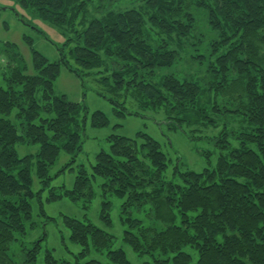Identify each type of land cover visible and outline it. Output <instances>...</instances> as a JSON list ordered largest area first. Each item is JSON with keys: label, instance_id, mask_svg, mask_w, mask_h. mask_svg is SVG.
Returning a JSON list of instances; mask_svg holds the SVG:
<instances>
[{"label": "trees", "instance_id": "obj_1", "mask_svg": "<svg viewBox=\"0 0 264 264\" xmlns=\"http://www.w3.org/2000/svg\"><path fill=\"white\" fill-rule=\"evenodd\" d=\"M136 1L142 9L107 10L76 30L79 18L88 15L90 0H20L42 19L68 26L72 35L66 44L69 53L60 62L33 50L34 76L17 66L13 47L0 51L9 62L0 73V264H15L8 256L10 246L33 224L31 159L19 158L17 144L40 145L37 169L46 186L52 180L48 168L61 150L75 157L83 149L88 109L56 94L60 63L77 75L99 76L123 100H112L121 106L115 110L118 116H124V105L132 98L143 110H163L177 129L218 128L226 117L241 130L223 127L212 169L198 173L176 167L172 180L165 179L169 160L158 141L144 133L133 139L111 136L110 150L96 155L91 173L81 169L72 190L56 194L52 189L47 202L67 196L91 203L101 178L102 196L126 198L125 208L151 203L157 222L165 225L156 229L129 219L124 241L140 256L153 257L147 264H190L192 256L184 251L189 247L198 254L197 264H264V0ZM194 8L205 12L217 35L210 44L211 59L192 57L201 64L208 61L206 81L159 77L191 46L186 40L197 38L200 19ZM28 41L32 46V39ZM13 112L18 125L9 119ZM91 124L105 128L109 119L97 111ZM110 206L102 202L100 217L108 224ZM64 221L82 251L72 262L47 252L45 264H104L86 260L93 250H107L105 264H132L123 249H111L114 237L88 218ZM37 253L29 251L26 264H36Z\"/></svg>", "mask_w": 264, "mask_h": 264}, {"label": "rangeland", "instance_id": "obj_2", "mask_svg": "<svg viewBox=\"0 0 264 264\" xmlns=\"http://www.w3.org/2000/svg\"><path fill=\"white\" fill-rule=\"evenodd\" d=\"M141 6L142 3L136 0H108L104 3L90 0L88 15L85 18L81 16L75 28L82 30L92 18L101 17L107 10L142 9ZM193 11L200 19L195 35L197 38L186 40L191 46L185 47L186 52L181 51V59L176 65L159 71V77L176 75L180 79L193 77L200 82L206 81L208 61L201 64L200 61L194 60L192 57L203 54L208 60L211 59L210 44L217 35L210 29L205 12L196 8ZM148 28H150L149 25ZM71 32L68 26H58L42 19L31 9L25 8L20 0H0V51H3L5 46L13 47L19 56L17 66L24 69L26 75H36L33 50L42 54L50 62L63 60V55L69 53L66 44L72 35ZM201 33H203L202 37H200ZM151 34L156 36L153 31ZM28 38L32 39V46ZM155 40H159V38L156 36ZM5 63L9 64L5 53L0 52V73L4 72V68L6 69ZM60 64V72L55 82L56 94L66 96L70 101L88 109V122L82 138L83 149L75 157L62 149L54 165L48 168L52 180L46 186L37 169L40 145L17 144L16 152L19 158L30 157L31 159V188L34 194L31 198L33 224L29 225L27 235H16V240L11 244L8 256L15 264H26L28 252L37 250L36 264H45L47 252H52L57 260L74 261L76 255L82 251V247L72 242L70 230L65 225L64 218L71 217L79 220L88 218L98 228L111 234L114 237L111 249H123L132 264L152 263L154 262L153 257L140 256L124 241V232L128 229L129 219L139 220L145 227L156 229L165 227L164 224L157 222L151 203L125 208L126 198L114 195L102 196V189L98 186L102 182L101 178H98L97 183L94 184L96 195L91 203L86 198L75 201L67 196L49 203L47 199L52 194V189L56 194H62L65 189L72 190L81 169L91 173L92 166L96 162V155L102 150H110L109 138L111 136L133 139L137 138L139 133H144L158 141L169 160V168L165 173L166 180H172L176 167L180 171L190 170L198 173L207 168L212 169L220 154V150L216 146V137L226 124L229 128L237 129V131L241 130V125L231 119L226 122V117H222L218 128H196L184 125L177 129L170 124L163 110H143L132 98H128L124 105L126 106L124 116H118L115 110H120L121 106L113 103L112 100L120 102L123 100L116 99L115 95L100 83L99 76L95 74L81 76V73L77 75L64 63ZM70 65L76 69L73 60H70ZM0 83L4 86L3 80ZM38 98L41 99V96L38 95ZM97 111L103 112L108 117L109 125L107 127L95 128L92 126L91 118ZM9 119L18 125L15 112L9 116ZM208 153L212 155L208 157ZM105 200L111 203V224L100 217L102 202ZM42 209L45 215L52 219L43 216ZM179 222L178 218L177 223ZM184 251L192 256L190 264H197V252L190 247L185 248ZM172 256L170 255V258ZM90 259L99 260L104 264L109 262L107 250L100 252L93 250L86 260Z\"/></svg>", "mask_w": 264, "mask_h": 264}]
</instances>
